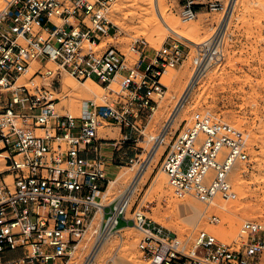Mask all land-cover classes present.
Listing matches in <instances>:
<instances>
[{"label": "built area", "instance_id": "built-area-1", "mask_svg": "<svg viewBox=\"0 0 264 264\" xmlns=\"http://www.w3.org/2000/svg\"><path fill=\"white\" fill-rule=\"evenodd\" d=\"M233 2L176 0L182 22L221 14L211 37L195 48L194 70L221 61L220 32ZM114 3L0 0V158L5 168L0 172V264H67L87 236L94 247L98 239L122 229L119 221L141 235L137 249L148 264H264L261 223L245 221L238 243L224 244L199 231L187 247L140 210L128 218V200L99 203L109 183L99 129L117 127L123 141L128 133L142 134L137 121L151 117L147 111L155 104L153 97L166 90L163 75L185 57L175 41L150 55L146 43L134 39L130 50L139 58L126 68L110 19ZM49 63L53 69L46 67ZM63 74L106 88L118 78L125 95L110 105L86 102L72 116L61 98ZM176 132L160 164L173 195L202 204L234 200L229 174L249 164L242 132L200 114ZM98 212L99 226L91 231Z\"/></svg>", "mask_w": 264, "mask_h": 264}, {"label": "rangeland", "instance_id": "rangeland-1", "mask_svg": "<svg viewBox=\"0 0 264 264\" xmlns=\"http://www.w3.org/2000/svg\"><path fill=\"white\" fill-rule=\"evenodd\" d=\"M177 10L176 0H115L111 20L117 26V48L125 55L126 68H132L139 58V53L130 50L134 39H142L146 43L145 51L150 55L164 44L175 41L184 47L185 57L175 69L168 70L163 75L161 83L166 90L163 96L153 97L155 104L147 111L151 117L137 121L142 134L123 130L128 133L127 140L123 141V133L120 134L117 127H105L99 131L98 138L104 141L99 142L103 143L102 155L106 160L109 180H114L120 173L126 174L108 193L100 195L103 205L111 202L115 204L131 183V178L146 162L153 145L150 139L156 137L166 124L195 72L192 64L195 48L211 37L214 26L221 19L220 13H204L198 15L193 22L183 23L177 16ZM223 38L221 61L208 65L205 76L194 86L179 116L166 133V144L162 146L169 145L171 139H174L175 131L189 127L195 114L208 116L215 122L228 124L241 131L249 164L246 167L237 166L238 179L232 174L229 177L236 195L235 200L227 201L231 203L228 210L233 214L222 211V217L211 205L210 207L196 200L200 209L205 210L206 216L203 214V218H197L187 225L184 218L191 214L185 215L181 206L169 203V200L177 198L160 170L165 150L162 149L156 153L148 172L140 181L126 215L130 218L134 210H140L155 225L162 228L166 225L168 229H172L174 234L163 228L180 241L190 240L187 247L192 245L193 238L199 231L212 235L224 244H233L239 242V230L245 221L264 225V0H237ZM107 42L112 41L107 40L105 43ZM46 67L54 68L51 64ZM59 81L61 95L71 105L74 98L69 92L81 88L82 83L66 74ZM87 83L101 100H96L89 94L84 103L110 105L115 99L125 95L118 78L110 83L112 85L107 90H104L105 86L89 81ZM160 180L164 195L155 188ZM211 216H215L217 221L209 222ZM95 219L91 231L98 228L100 214ZM117 227L124 228L119 231L121 237L111 239L112 251L104 254V262L101 264H110L112 256L120 264H148L137 250L141 235L130 223L126 227L125 222L119 221ZM92 243L93 239L89 236L81 241L67 259V264H85V258L89 259L91 255Z\"/></svg>", "mask_w": 264, "mask_h": 264}, {"label": "bare ground", "instance_id": "bare-ground-1", "mask_svg": "<svg viewBox=\"0 0 264 264\" xmlns=\"http://www.w3.org/2000/svg\"><path fill=\"white\" fill-rule=\"evenodd\" d=\"M236 1L234 0L233 4L231 5V8L235 5ZM114 6V5H113ZM234 8V7H233ZM113 12V8H112V11L110 13V19H111V14ZM233 12V11H232ZM232 12L228 13V15L226 16L225 18V21L223 23V26H222V30L220 32V42L223 41V37L225 35V32L227 30V27H228V23H229V20H230V17L232 15ZM113 16V15H112ZM196 20V19H195ZM193 20V21H195ZM112 21V20H111ZM193 21H190V22H193ZM182 22V21H181ZM183 23H188V22H183ZM114 24V23H113ZM115 25V24H114ZM116 26V25H115ZM117 27V26H116ZM223 43V42H222ZM103 46V45H102ZM222 48V47H221ZM50 64V63H49ZM48 64V65H49ZM35 65L34 63L32 64V66ZM208 65H210V63H207L205 64L203 67H201L200 69H196L194 74L192 75L191 79H190V82L188 83V86L186 88V90L183 92V94L181 95V97L179 98V100L177 101V104L173 110V112L171 113V116L168 118V121L166 122V126L165 128L162 130V132H160V134L158 135V138L154 137V138H151L150 140H154L153 142V145L151 147V150L149 152V156L146 160V162L144 163V165L142 167H140V169L136 172V174L134 175L133 178H131V183L128 185V187L120 194V196L118 198H122L123 200H128L129 202L131 201V199L133 198L134 194L136 193L137 189H138V186L140 184V181L142 180V178L144 177V175H146V172H148V167L151 163V161L153 160V158L155 157L156 153L160 150H164L166 149V147L162 146L164 143L166 144L165 142V137H166V133L171 129L172 125L174 124L176 118L179 116L181 110H182V107L184 105V103L188 100V97L191 95L192 93V90L194 89V86L198 83V81L205 76L206 74V70L208 69ZM124 66L126 67V65L124 64ZM116 80V79H115ZM114 80V81H115ZM76 81V80H75ZM87 81L89 82H92L94 83L95 85H98L97 83H95L94 81H91V80H86V81H83V82H79V83H82L81 84V88H76V91L74 89V91L72 92H69L70 95H72V97L74 98L71 102V105L70 103L66 102L65 100V97H63L61 95V98L63 100V104L67 107V110L70 112V114L72 116H77L79 113H80V110H81V107L85 104L84 101H86L85 99H87V95L91 94L93 96L94 99L96 98H99V101L101 100L100 99V96H98L95 91H93L90 87H89V83H87ZM78 82V81H77ZM113 82V81H112ZM61 84V83H60ZM112 85V84H111ZM110 85V86H111ZM100 86V85H99ZM108 86V87H110ZM107 87V88H108ZM107 88H104V90H107ZM86 97V98H85ZM91 100V98H89ZM97 100V99H96ZM103 129V128H101ZM99 129V131L101 130ZM98 131V133H99ZM166 146V145H165ZM168 146V145H167ZM237 166H235L230 174H229V177L230 175H235L236 176V179H238L239 177V174L236 172V169ZM5 168H4V162L2 161V159L0 158V172L3 171ZM125 173H120L118 174V176L114 179V180H109V183H108V186L107 188L105 189L104 192H102L100 195H104L106 193H108L111 188H113L117 183L118 181L124 179L125 177ZM10 179L7 177L6 178V181L8 182ZM238 181V180H237ZM155 188L158 192H160L162 195H164V192H163V188H162V181L160 180L159 182L156 183L155 185ZM100 195L98 196V200H99V203H101V198H100ZM169 195H171L169 193ZM240 196V195H239ZM238 196V197H239ZM235 199H236V195H235ZM234 199V200H235ZM178 200V199H177ZM177 200L175 199H171L169 200V203L170 205H173V206H176V207H179L181 206V208L183 209L185 215L187 214H191L187 217L184 218V222L188 225V224H191L193 220L195 219H201L202 216H204V211L200 209V207L198 206V202L192 198V197H184L182 202H178ZM229 200H223V201H220L219 198H215L213 201H211L209 204H205L207 206H212L214 208V210H216L218 213H220L223 217V213H227L229 214L230 211L228 210L229 206L231 205V203L227 202ZM233 201V200H232ZM229 203V204H228ZM102 204V203H101ZM233 204V203H232ZM103 205V204H102ZM130 204H128V208H129ZM210 206V207H211ZM210 207H207V208H210ZM128 208H127V211H128ZM211 208V209H213ZM180 209V208H179ZM204 209V208H203ZM239 209V208H238ZM180 211H182L180 209ZM207 212V211H206ZM233 214V212H231ZM230 213V214H231ZM237 213V212H235ZM97 214H100V217H101V212H98ZM183 214V212H182ZM204 214V215H203ZM206 216V215H205ZM203 218V217H202ZM261 218V217H260ZM99 222H100V219H99ZM179 222V221H178ZM195 222V221H194ZM177 223V222H176ZM126 228V227H125ZM163 228H165L167 231H169L170 233L174 234L171 230L172 229H168L165 226H163ZM174 228V227H173ZM124 229V228H122ZM122 229L116 231V232H113V233H110L109 235L103 237L102 239H98L96 241V244L94 245V247H92L91 249V252H90V258H85L86 261H85V264H101L102 262H104V259H103V256L104 254H106L107 252H110V250L112 249V246H110V241L112 238H116V237H121L119 235V231H122ZM135 229V228H134ZM122 240V239H121ZM185 243H189L190 240H187V241H184ZM114 246V245H113ZM138 250V249H137ZM112 251V250H111ZM73 254V253H72ZM71 254V255H72ZM107 256V255H106ZM117 258L115 256H112L110 258V264H118L119 260L117 261L116 260ZM107 260V259H105ZM69 262V261H68ZM120 264V262H119Z\"/></svg>", "mask_w": 264, "mask_h": 264}, {"label": "crops", "instance_id": "crops-1", "mask_svg": "<svg viewBox=\"0 0 264 264\" xmlns=\"http://www.w3.org/2000/svg\"><path fill=\"white\" fill-rule=\"evenodd\" d=\"M103 146V145H102Z\"/></svg>", "mask_w": 264, "mask_h": 264}]
</instances>
